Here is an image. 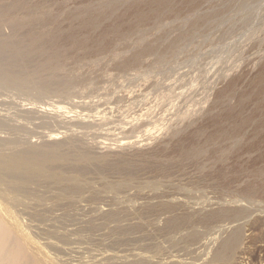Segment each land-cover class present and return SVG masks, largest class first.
<instances>
[{"label": "rangeland", "instance_id": "374dc122", "mask_svg": "<svg viewBox=\"0 0 264 264\" xmlns=\"http://www.w3.org/2000/svg\"><path fill=\"white\" fill-rule=\"evenodd\" d=\"M168 1L0 0L29 17L0 44L45 49L0 52V154L68 155L0 198L43 263L264 264V0ZM24 63L46 84L5 77Z\"/></svg>", "mask_w": 264, "mask_h": 264}, {"label": "bare ground", "instance_id": "6f19581e", "mask_svg": "<svg viewBox=\"0 0 264 264\" xmlns=\"http://www.w3.org/2000/svg\"><path fill=\"white\" fill-rule=\"evenodd\" d=\"M165 1V0H163ZM168 1V0H167ZM170 3V1H168ZM156 3V2H155ZM159 3V1L157 2ZM162 3V2H161ZM23 4V3H22ZM160 4V3H159ZM165 4V3H164ZM168 4V3H167ZM8 5V4H7ZM18 5H21V4H18ZM12 6H17V5H13ZM161 6V5H160ZM163 6V5H162ZM167 6V5H166ZM18 7V6H17ZM158 7V6H157ZM4 8V7H3ZM109 8V7H108ZM1 9V8H0ZM13 10V7H8L6 9H3L0 11V23H2L1 21L5 18L7 20V18L9 19L6 24L13 27V28H19L21 26H23V22L24 20H20V18H17V17H14L12 15V11ZM158 13V12H157ZM15 14V13H13ZM141 14V13H140ZM28 15L30 16L31 15V12L28 13ZM33 15V14H32ZM47 15V14H45ZM44 15V17H45ZM49 15V14H48ZM138 15V14H137ZM25 16H23L24 18ZM27 17V16H26ZM25 17V18H26ZM31 17V16H30ZM50 17V16H49ZM90 17V16H89ZM140 17V16H139ZM143 17V16H141ZM140 17V18H141ZM147 17V16H146ZM205 17V16H203ZM22 18V19H23ZM29 18V17H27ZM36 18V17H35ZM143 19V18H142ZM199 19V18H198ZM45 20V19H44ZM90 20V18H89ZM145 20V19H144ZM33 21V20H32ZM38 21V20H37ZM43 21V19H42ZM47 21V20H46ZM39 22V21H38ZM41 22V21H40ZM45 22V21H44ZM42 22V24L44 23ZM93 23V21H90V23ZM47 23V22H46ZM88 23V21H87ZM41 24V25H42ZM94 24V23H93ZM3 25V23H2ZM25 25V24H24ZM46 25V24H45ZM87 25V24H86ZM92 25V24H91ZM90 25V26H91ZM34 26V25H33ZM14 30V29H13ZM18 31V30H17ZM30 31V30H29ZM36 31V30H35ZM31 32L33 33V31L31 30ZM39 32V31H38ZM25 33V32H24ZM43 33V32H42ZM31 34V33H30ZM28 34V35H30ZM39 34V33H37ZM41 34V33H40ZM45 34V33H44ZM43 35V34H42ZM27 36V35H26ZM41 36V35H40ZM13 37V36H12ZM30 37V36H29ZM44 37V35H43ZM23 40V38H22ZM31 40L34 44H40V42L43 41V38L41 37H38L36 36L35 34L31 35ZM47 40V39H46ZM50 41L51 38H50ZM31 42V43H32ZM54 42V41H53ZM56 44V43H54ZM52 45V43H51ZM7 48H16L19 50L20 53H31V52H37V51H44L45 49L43 48V45L40 44V45H30L29 47H26V49L22 50V48L19 47V42L18 40L15 39H7L5 40L2 44H0V52H3V51H6ZM148 48V47H147ZM146 48V50H147ZM149 49H152V48H149ZM57 53V52H56ZM138 54V53H137ZM140 55V54H139ZM138 55V57H139ZM137 56H135L136 58ZM1 58V57H0ZM62 58V57H61ZM23 59V58H22ZM22 59H18V62L21 61ZM59 60V57L58 55L56 54H48V60H47V64L50 63V62H55L57 63ZM134 60V59H133ZM137 60V58H136ZM15 62V60L13 61ZM23 63V62H22ZM25 64H22L23 68H21L19 71H15L13 72L12 74H8V75H5V77L9 78V80H11L13 83L17 84V85H20V86H23V85H28V86H31L29 84H33V83H36V84H39V85H42V83L44 82L43 79H40V77H42L40 75H32L31 73H25V70H27V66L25 67ZM47 66V65H46ZM31 67V66H30ZM29 67V68H30ZM20 68V67H19ZM43 70L45 68V66H42L41 67ZM10 73V72H9ZM263 76V75H262ZM2 77V76H1ZM51 77H54V76H51ZM56 77V76H55ZM58 78V77H57ZM56 78V79H57ZM60 80H63L62 82H64L65 80V83H67L68 79L67 77L65 78H62V77H59ZM264 78V77H263ZM39 79V81H38ZM51 79V78H50ZM49 79V80H50ZM52 80V79H51ZM38 81V82H37ZM46 81V79H45ZM50 82V81H49ZM70 82V81H69ZM261 82V81H260ZM4 83V82H3ZM44 84H46L44 82ZM50 84V83H49ZM52 84V83H51ZM34 85V84H33ZM25 87V86H23ZM72 87V86H71ZM73 88V87H72ZM44 89V88H43ZM46 89V87H45ZM48 89V88H47ZM259 90L261 93H264V80L262 82V85L259 87ZM47 91V90H45ZM49 91V90H48ZM50 92V91H49ZM259 95V94H258ZM256 96V95H255ZM263 96V95H262ZM261 98V97H260ZM261 101V100H260ZM262 102V101H261ZM260 102V104H262ZM60 107V106H59ZM259 107H262V106H259ZM264 107V105H263ZM62 108V107H61ZM2 119H0L1 121ZM2 124H1V127L3 126V122H4V126L5 124L8 122L5 123V121H1ZM246 122V121H245ZM243 123V121H242ZM6 124V126H7ZM10 124L9 123V127H10ZM12 126V125H11ZM6 128V127H4ZM54 134V133H53ZM51 133V137L53 135ZM240 134V133H239ZM56 135H58L56 133ZM50 136V135H49ZM62 136V134H61ZM10 144V143H9ZM57 144V143H56ZM6 146V145H5ZM40 146V145H39ZM75 146V145H74ZM51 148V147H49ZM27 150V149H26ZM24 150V152H20V153H13V154H6V152L4 154H0V198L4 195L7 194V191H10V193L13 194V200L17 201L19 200L17 198L18 195H20V192H24V191H27V187L29 184H31L32 181H36L37 180H41V179H47V180H51L52 182L54 181H62L65 179V178H61L60 177V172L58 171L59 169L56 168L58 167L59 165L62 166L63 164L62 161L64 162L66 158V156L68 155H65L64 156V152L63 154L60 153H57L54 154V153H51L49 150H28L26 151ZM71 150V149H70ZM20 151V150H19ZM79 152V151H78ZM77 152V153H78ZM194 152V151H193ZM76 153V152H75ZM196 153V152H195ZM81 154V153H80ZM77 155V154H76ZM83 155V156H82ZM82 158L81 160L83 159H86V157H88V155L85 153L83 154L82 153ZM87 155V156H86ZM70 156V154H69ZM75 156V155H74ZM71 157V156H70ZM77 157V156H76ZM79 158V157H78ZM89 158V157H88ZM82 160V161H83ZM88 160V159H87ZM86 160V161H87ZM71 161V160H70ZM77 161V160H76ZM85 161V160H84ZM67 162V161H65ZM69 162V161H68ZM70 163V162H69ZM79 163V162H77ZM76 163V164H77ZM81 163V162H80ZM59 164V165H58ZM58 165V166H57ZM67 165V164H66ZM80 165V164H79ZM77 165V166H79ZM69 166V165H68ZM75 166V165H74ZM62 168V167H60ZM90 168V167H89ZM58 169V170H57ZM67 169V168H66ZM65 169V170H66ZM69 169V168H68ZM72 170V169H70ZM69 170V171H70ZM91 170V169H90ZM68 171V170H66ZM86 171V170H85ZM89 171V170H88ZM82 172V171H81ZM81 174V173H80ZM79 176V175H78ZM74 177V176H72ZM66 180V179H65ZM64 180V182H65ZM46 181V180H45ZM77 179L75 178H72V181L71 183L73 182V186L72 185H69V186H72V187H75L78 182H76ZM42 182V180H41ZM48 182V181H47ZM67 182V181H66ZM39 183V181H38ZM59 183V182H58ZM60 183V184H61ZM40 184V183H39ZM47 184V183H46ZM54 184V183H53ZM56 184V183H55ZM75 184V185H74ZM82 184V183H81ZM80 184V185H81ZM84 185V184H83ZM7 188H6V187ZM31 186V185H30ZM68 186V185H67ZM79 186V185H78ZM70 188V187H68ZM110 188V187H109ZM9 189V190H8ZM63 189V188H62ZM71 189V188H70ZM78 189V188H77ZM112 189V188H110ZM32 190V189H31ZM60 190V189H59ZM62 191V190H60ZM65 191V190H64ZM11 196V195H10ZM24 197V195H23ZM23 202V200H22ZM3 205L2 202L0 201V264H54V260H52L51 262L49 261L48 262V259H50V257H47V255L45 254V259H47L46 262L48 263H43L40 258L38 259V257H41L40 255L38 256L39 254V250L37 248V250L35 251L34 250H31V248L33 249V247L35 245L34 244V241L33 239L30 237V235L28 234L27 231H25V229H23L20 225V223L17 222V219L15 221H12L11 219L10 220H7L3 213H2V209H3ZM10 211V210H9ZM12 218V217H11ZM15 218V217H14ZM178 219V218H177ZM176 219V220H177ZM174 220V218H173ZM190 221V220H189ZM172 222V221H171ZM173 225L176 223L177 224V221L176 222H172ZM236 230V229H235ZM233 231L232 234H229V237H227V239H225V241H223L224 243H222V247H220L221 249L219 250L218 248V251L215 252V257L216 259H221L222 260L228 256H231L232 253L233 255L235 254V250L238 249V246H239V242H240V237H241V231H239V229H237L236 231ZM33 241V247H29V245L31 244V242ZM36 242V241H35ZM36 244V243H35ZM38 246V244H36ZM43 250V249H42ZM235 251V252H234ZM44 252V251H43ZM47 252V251H46ZM40 253H41V250H40ZM42 255V253H41ZM44 257V255H43ZM41 257V258H43ZM47 257V258H46ZM232 257V256H231ZM53 258V257H52ZM146 258V257H145ZM54 259V258H53ZM227 259H230V258H227ZM43 260V259H42ZM43 260V261H44ZM55 261L56 258H55ZM117 261V260H116ZM115 261V262H116ZM142 261V260H140ZM45 262V261H44ZM119 262V261H118ZM137 262V261H136ZM159 262V261H158ZM139 263V262H138ZM142 263V262H141Z\"/></svg>", "mask_w": 264, "mask_h": 264}]
</instances>
